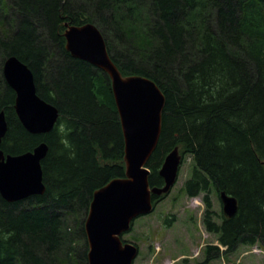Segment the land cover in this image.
<instances>
[{
    "label": "trees",
    "instance_id": "trees-1",
    "mask_svg": "<svg viewBox=\"0 0 264 264\" xmlns=\"http://www.w3.org/2000/svg\"><path fill=\"white\" fill-rule=\"evenodd\" d=\"M94 23L123 74L153 79L166 96L150 183L179 146L194 158L184 190L203 193L205 224L226 252L264 249V0H0V110L5 154L49 145L46 191L9 202L0 194V264H88L84 222L94 190L125 176L124 135L108 74L65 48V23ZM17 56L60 116L32 134L3 75ZM238 199L232 217L211 219V193ZM221 247V246H220ZM220 247L206 248V264ZM217 250V252H215Z\"/></svg>",
    "mask_w": 264,
    "mask_h": 264
},
{
    "label": "water",
    "instance_id": "water-1",
    "mask_svg": "<svg viewBox=\"0 0 264 264\" xmlns=\"http://www.w3.org/2000/svg\"><path fill=\"white\" fill-rule=\"evenodd\" d=\"M65 48L74 57L104 70L111 81L124 135L125 176L111 178L94 190L84 222L88 241V264H133L139 247L122 239L136 217L150 213L152 195L169 193L176 183L182 163L180 147L167 152L159 173L162 185L151 186L147 162L154 153L162 132L166 96L150 77L125 75L112 58L102 31L91 22L65 23ZM3 75L15 91L14 108L24 128L32 134L51 132L60 116L59 108L37 91L31 67L17 56L4 61ZM8 131L5 110H0V145ZM49 145L39 142L32 150L5 154L0 147V194L9 201H19L46 191L42 160ZM224 214L232 217L238 199L220 192Z\"/></svg>",
    "mask_w": 264,
    "mask_h": 264
},
{
    "label": "rangeland",
    "instance_id": "rangeland-1",
    "mask_svg": "<svg viewBox=\"0 0 264 264\" xmlns=\"http://www.w3.org/2000/svg\"><path fill=\"white\" fill-rule=\"evenodd\" d=\"M193 165V156L184 152L178 179L169 194L158 201L151 213L136 217L132 229L123 233L124 240L140 248L134 264H201L209 245L221 247L218 256L206 264H264V249L259 245L239 244L226 252L218 233L207 229L203 194L192 196L184 190ZM210 197L211 219L221 224L220 196L214 190Z\"/></svg>",
    "mask_w": 264,
    "mask_h": 264
}]
</instances>
